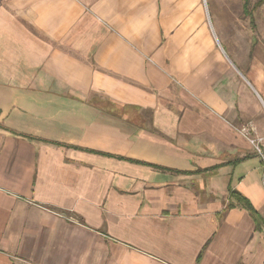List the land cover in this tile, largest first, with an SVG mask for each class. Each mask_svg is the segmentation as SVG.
Instances as JSON below:
<instances>
[{
    "label": "crops",
    "instance_id": "0c3cea01",
    "mask_svg": "<svg viewBox=\"0 0 264 264\" xmlns=\"http://www.w3.org/2000/svg\"><path fill=\"white\" fill-rule=\"evenodd\" d=\"M198 5L0 0V264H264V116Z\"/></svg>",
    "mask_w": 264,
    "mask_h": 264
},
{
    "label": "rangeland",
    "instance_id": "374dc122",
    "mask_svg": "<svg viewBox=\"0 0 264 264\" xmlns=\"http://www.w3.org/2000/svg\"><path fill=\"white\" fill-rule=\"evenodd\" d=\"M193 1L190 0V3ZM195 2L199 3L198 8H202L204 23L214 41L217 53L225 59L226 65L232 71L243 78L241 80L246 83L252 94V98L244 97V92L241 95V99L244 97L245 101L248 100L250 115L258 114L256 116L261 119L264 116V78L260 80L257 73L246 71L251 63H256V60L264 63V0H195ZM255 100L263 111L257 109ZM246 129H240L246 141L258 155L259 146L261 155L264 156V136L258 135L256 128L250 134ZM249 140L255 141V144L252 145ZM261 155L259 156L262 159ZM259 169L263 184L264 164H260Z\"/></svg>",
    "mask_w": 264,
    "mask_h": 264
},
{
    "label": "trees",
    "instance_id": "16d2710c",
    "mask_svg": "<svg viewBox=\"0 0 264 264\" xmlns=\"http://www.w3.org/2000/svg\"><path fill=\"white\" fill-rule=\"evenodd\" d=\"M22 135V134H21ZM24 136V135H23ZM258 155V154H257ZM133 162L138 163L135 160H131ZM261 164L263 165V161L261 159ZM230 196L233 197V199L237 202V204L240 207H244L245 209L248 210V212L251 213V215L253 216V218L256 220L257 219V214L256 212H254L249 200L247 198H245L243 195H241L240 193H238L235 190H230ZM233 205L232 203L229 204V206Z\"/></svg>",
    "mask_w": 264,
    "mask_h": 264
},
{
    "label": "built area",
    "instance_id": "2783aa9c",
    "mask_svg": "<svg viewBox=\"0 0 264 264\" xmlns=\"http://www.w3.org/2000/svg\"><path fill=\"white\" fill-rule=\"evenodd\" d=\"M250 142H251V144L252 145H254L255 144V141H253V140H249ZM257 149L259 150H257L260 154L259 155H261V151H260V147L259 146H257ZM261 157H262V160H263V164H264V156L263 155H261ZM263 184H264V174H263Z\"/></svg>",
    "mask_w": 264,
    "mask_h": 264
}]
</instances>
